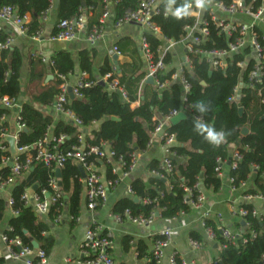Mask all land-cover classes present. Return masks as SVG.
Segmentation results:
<instances>
[{"label": "built area", "instance_id": "built-area-1", "mask_svg": "<svg viewBox=\"0 0 264 264\" xmlns=\"http://www.w3.org/2000/svg\"><path fill=\"white\" fill-rule=\"evenodd\" d=\"M54 1L49 0L48 8L40 16V28L32 36H29L30 15L21 16L11 6L1 7L0 22L12 26L16 36H7L4 41L0 42V53L11 51L18 38H27L35 43L46 41L50 44L82 39L84 42L93 45L106 37L107 27H110L112 31L129 25L138 27L140 29L139 52L145 65V76L141 85L147 77H151L153 87L158 92L166 88L172 81L178 82L182 89L181 106L168 115H158L153 118L154 125L153 129L149 131L145 151L158 144L163 152V157L157 161L156 168L149 172L150 177L166 180L176 171V161L180 160L174 150L177 145L175 135L168 132L171 118L183 113L194 123L199 118V122L204 124L202 117L193 114L191 111V105L187 101L190 86L181 72L183 68H191L192 57H199L204 60L210 70L222 71L231 65L238 70L239 79L231 96L227 99V103L242 108L239 106L240 91L241 88H247L255 92L259 104L264 105V0H207L203 8L197 7L196 0H175L177 3L190 5L188 14L182 15V17L193 19L191 25L183 28L184 37L179 42L165 38L152 21L154 16L168 17L173 15L176 11L175 3L169 5L168 0H139L135 9L125 10L118 18L115 17L114 5L119 0H98L99 14L93 24L90 25V20L93 19L95 8L92 6L84 7L77 17L59 21L55 25L56 32L44 38L43 26L54 10ZM212 34L216 38L222 37L225 45L207 47V42L212 38ZM147 36L157 37L161 41V45L157 49V56L152 52ZM178 44L185 51L182 62L176 68V72L171 76L170 81L160 82L159 75L171 68V62H165V58ZM111 54H116L118 57L121 55L117 45H113ZM235 56L239 58L235 59ZM38 57L41 63L46 64L50 69L53 68L54 63L51 58H46L41 51H39ZM112 70L115 72L116 68L113 67ZM9 75L6 72L4 77L7 78ZM55 75L60 84L53 110L77 128L75 143L66 151L59 150V145L63 144L67 137L65 135L53 136L49 127L38 142L31 146H18L20 134L26 131L25 124L21 122L20 117L21 105L15 98L7 96L0 98V109L3 111L0 115V197L6 199L9 216L17 215V211L11 208L13 205L11 188L19 183L35 164H40L49 169L54 175H49L45 188L40 190L36 186V189L34 187L25 188L20 196V201L24 207L31 209L38 219L45 220L52 207L57 204L60 207L63 206L65 196L61 186L58 185L59 179L56 177L55 171L60 170L67 161L80 164L84 170L85 178L80 176L78 181L85 188L86 209L93 212L106 207L108 193L120 185L123 179L128 178L137 166L139 154L145 152H131L128 155V166L124 171L122 158L118 157L115 160V153L107 142H101L99 145L88 143L81 122L71 112L64 110L63 106L69 100L68 87H71L76 98L80 97L78 92L80 89L98 84V80L89 81V76L85 72L79 73L74 82H70L73 73L66 75L55 73ZM52 77L54 78V75ZM99 79L106 84L108 90L117 91L126 100V93L117 79H111L110 74ZM138 95H140V87ZM14 110L16 113L11 123L12 129H10L9 114ZM9 137L14 140V155L10 153V146L7 142ZM91 157L92 161L90 160ZM241 159L240 151L234 147L230 149L228 159L216 158L215 167L216 177L221 181L219 190L226 184L230 192L238 194L236 198L228 201L227 206L229 215L244 223L239 227L225 226L222 223V214L214 213L205 206L206 195L201 180L196 181L191 187H183L185 192L183 203L191 211L200 213V226L210 242L215 243L216 235L212 227L207 225V221L214 222L213 219H215L221 224L218 230L223 243L219 245L215 243L219 249L236 247L239 243L246 244L249 240L255 239L257 233L249 229L248 218H254L259 222L264 220V190L256 189L254 184V175L258 171V166L251 165V172L247 180L241 181L237 185L234 183V179L228 175L230 171L236 169ZM10 161L11 167H9ZM93 161H100L112 166L114 163L117 164L118 168L113 167L111 172L116 178L103 180L97 170V165ZM4 168H8V172H2L1 170ZM260 177L264 180V172L261 173ZM168 190H171L170 186H168ZM125 194L126 197L134 199V192L129 182L125 184ZM160 195L162 196L161 193ZM144 203L150 204L151 201L145 200ZM156 214L158 213H151L148 217H132L130 212L125 210L122 216L113 215L109 212L108 217L117 225L126 222L148 229L156 218ZM184 215L186 214L180 213L178 217ZM61 216L62 214L58 215L54 222H59ZM6 229L8 230L5 227L0 233V244L5 251V254H2L0 250V258L22 264H48V256L43 250L39 247L34 249L31 246H24L18 238H7L4 234ZM113 239V232L109 228L92 219L85 229L76 256L65 258L63 264H114L109 251ZM170 244L171 231L168 229L161 232L159 236H153L149 252L152 254L155 264H164L165 251ZM189 246L193 251H197L201 249L202 243L190 238ZM134 255L137 258L136 251ZM177 256H179L178 253L172 251L166 264H174ZM181 263L194 264L193 261L182 258ZM258 264H264V255Z\"/></svg>", "mask_w": 264, "mask_h": 264}, {"label": "trees", "instance_id": "trees-1", "mask_svg": "<svg viewBox=\"0 0 264 264\" xmlns=\"http://www.w3.org/2000/svg\"><path fill=\"white\" fill-rule=\"evenodd\" d=\"M58 6L54 9L55 23L51 34L56 32L55 25L61 20L75 18L82 10L81 0H58ZM139 0H119L114 5L115 17L118 18L127 9H135ZM85 7L95 8L93 24L99 14L98 0H83ZM49 0H0V8L3 6L14 7L21 16L30 15L29 36H32L40 28V16L48 8ZM175 9L185 6L184 3L174 4ZM152 21L160 29L162 35L179 42L184 37L183 28L193 23L189 17H177L171 15L163 17L154 16ZM6 35L0 32V42L4 41ZM151 50L157 56V49L161 41L157 37L147 36ZM215 42V43H214ZM214 43V45H213ZM224 39L212 38L207 42V47L224 46ZM119 48V47H118ZM120 52L121 49L119 48ZM133 53L137 55L134 48ZM94 50H83L78 54L79 69L89 76V81L95 82L92 75ZM238 59V56L234 57ZM23 54L14 48L11 51L0 53V98L7 96L17 99L22 93L21 69L23 66ZM51 69L54 78L47 83L41 82V89L29 95V100L21 105V122L25 124L26 131L19 137L18 146H31L41 140L49 127L51 134L55 137L65 135L67 139L59 145V150L66 151L75 143L77 128L67 121L62 115L54 118L53 114L44 112L45 108H52L59 93L60 81L55 73L66 75L74 72V62L71 55L66 51L53 53ZM171 58L166 56L165 62L170 63ZM29 72L30 83L41 80V74L36 72L34 63L30 62ZM10 75L5 78V73ZM176 72V68H168L159 75L160 82L170 81L171 76ZM182 74L190 86L187 101L191 105V111L197 116H201L206 126L214 128L216 131L224 133V139L218 144L208 142L204 137L195 131V124L187 119L179 122L175 126H169L168 132L175 135L177 142L174 148L176 154L183 160L176 161V171L168 176L166 180L149 177L146 183L136 178L130 182L134 192L133 199L125 197L116 201L109 212L113 215L122 216L128 210L132 217H148L151 213L157 212L161 219L171 220L178 217L180 213L189 214L190 208L183 203L185 192L183 187H191L198 180H201L205 190L213 193L218 192L221 181L216 177V158L228 159L231 147H236L242 156L235 170L228 175L234 179L237 185L241 181L247 180L251 165H257L258 171L254 175L256 189L264 190V180L260 177L264 172V105H260L256 93L241 88L239 106L243 113L238 114L235 104L227 103L233 88L238 82L239 72L233 66L225 70H210L208 64L199 57L191 58V68L182 69ZM211 72V74H209ZM106 74L111 75V79H117L126 93L124 100L117 91H110L107 88L95 84L88 88H82L78 92L80 97L68 100L63 109L71 112L80 122L83 129L98 123L97 128L92 130L91 138L85 135L86 141L92 145H99L107 142L115 153V160L121 157L124 162L123 170L128 166V155L133 151L143 152L149 139V131L153 129V118L158 114L168 115L171 111L178 109L182 103V89L178 82L172 81L166 88L158 92L154 87L144 86L145 92L138 95V88L144 73L140 71V66L134 62L120 65V74L112 70L111 60L106 57L98 71L100 78ZM110 80V79H109ZM205 83V86L201 85ZM143 96L141 100L140 97ZM139 101V106L131 108L134 102ZM197 101H204L210 104V110L200 113L195 108ZM41 107V109L39 108ZM3 111L0 109V115ZM116 117L119 122L110 120ZM247 127L249 133L246 136L240 134L241 129ZM93 160L92 157L90 159ZM98 165V161H93ZM109 179L116 178L111 174L113 166L105 164ZM157 161L151 162L147 166V171L155 169ZM8 172V168L1 170ZM49 175H54L49 169L40 164H35L28 174L11 188V198L13 200L12 209L17 211V215L9 216L6 199L0 197V222L8 218L7 228L4 234L9 239L18 238L24 246H31V240L38 244L48 256L53 247V239L48 235L49 224L53 223L58 215L66 209L70 222L74 223L80 214V200L82 195V183L78 181L80 173L71 161H67L60 169L61 190L67 199L63 200V206L58 204L52 207L45 220L38 219L31 209L24 207L20 201V196L27 187H37L38 190L47 186ZM202 176V178H201ZM168 186L171 190H168ZM162 194V196L160 195ZM151 201L150 204L144 203ZM250 230L257 233L253 240L246 244L239 243L236 247H226L220 249L219 254L210 264H258L264 255V220L259 222L254 218H248ZM48 221V223L46 222ZM207 225L212 227L217 245L222 244L219 230L212 221H207ZM26 232V233H24ZM247 237V235H246ZM190 238L201 241L198 233H190ZM123 251L129 252L135 249L137 259L143 264H155L152 254L144 241H132L130 237L122 239ZM5 259L0 258V264H4ZM174 264H182L180 256L175 258Z\"/></svg>", "mask_w": 264, "mask_h": 264}, {"label": "crops", "instance_id": "crops-1", "mask_svg": "<svg viewBox=\"0 0 264 264\" xmlns=\"http://www.w3.org/2000/svg\"><path fill=\"white\" fill-rule=\"evenodd\" d=\"M55 23V13L52 11L49 15L48 21L44 24V38L48 37L51 32L53 25ZM0 32L7 36H16V32L12 26L0 22ZM139 41H140V29L136 26L129 25L124 26L117 31H112L110 27L106 29V37L90 45L84 42L82 39L73 40L70 42H57V43H47L42 41L40 43H35L30 41L27 38H18L14 45V48H17L24 57L23 66L21 69V83H22V93L17 98V102L22 105L24 102L29 100V95L31 93L26 92V85L29 82V72H30V62L34 63L36 72L41 74V80L35 81L34 83H47V79L52 76L51 69L46 65L40 62L38 57L39 51L46 58H51L53 53L57 51H66L71 55V58L74 62V72L73 76L70 79V82H74L75 78L81 73L78 63V54L83 50H94V59H93V70L92 75L97 80L98 71L101 67L104 59L108 57L111 60L112 68L115 67L112 61L111 49L113 45H117L121 49V55L118 57V65L120 74V65L126 63L134 62L136 65L140 66V71L145 73V65L141 58L139 52ZM13 48V49H14ZM136 49L137 55L133 53V49ZM185 54L184 49L179 44L174 46L170 52L171 58V67L177 68L182 62V58ZM117 71V70H116ZM100 78V77H99ZM144 79V78H143ZM142 79V80H143ZM141 80V83H142ZM49 81H52L49 79ZM140 83V85H141ZM40 85V87L42 86ZM145 82L139 86L140 95L145 92ZM150 86V85H146ZM151 85L150 87H152ZM38 88L40 90L41 88ZM139 89V88H138ZM37 90V91H38ZM35 93V92H33ZM143 99V96L140 97ZM139 106V101L134 102L131 108H136ZM41 109V107H39ZM44 112L47 114H53L54 118L58 117L59 114L55 113L52 108H45ZM16 111L14 110L9 114V124L12 123L13 117ZM158 116V114L156 115ZM99 124L95 123L91 127L83 129L88 130V133H84L91 138V132L97 128ZM12 129V124L10 126ZM234 147H231L233 149ZM163 157V152L158 146V144L153 145L151 148L146 150L143 153L139 154L137 166L133 172L128 176V178L123 179L121 184L118 185L114 190L108 193L107 205L104 209H97L93 212H90L86 209V198H85V188L82 184V195L80 200V214L74 223L70 222V218L67 215L66 209H64L61 220L59 222L48 223L49 224V233L48 235L53 239V247L48 254V264H63L65 258L69 256H76L78 246L83 240L85 229L89 222L94 219L97 222L103 224L105 227L109 228L114 235L113 244L110 248V253L113 258L114 264H143L142 260H138L135 255V249L131 248L129 252L125 253L123 251L122 239L124 237L132 238V241H144L148 246V250L151 246V241L154 235L159 236L161 232L165 230L171 231V244L165 251V257L163 263L166 264L169 254L172 251H176L180 258L187 261H193L194 264H210L213 259L218 255L219 247L210 242L200 226V213L198 211H191L189 214L184 216H179L176 219L166 220L161 219L158 215L150 225V227L143 228L132 225L130 223H123L122 225H117L113 222L112 219L108 217L109 209L111 206L118 200L125 198V184L130 183L132 180L139 178L145 183L150 177L149 172L147 171V166L154 161H159ZM183 164V160H180ZM97 170L103 180H108V174L106 166L103 162H98ZM114 168H118L117 164H113ZM112 174V173H111ZM120 177V176H119ZM206 195V204L207 208H210L214 213H221L223 216L222 223L225 226L230 228H236L241 225V221L231 217L228 213V201L237 197V193H232L227 189L226 184L223 185V188L216 193H213L210 190H205ZM65 199L67 197L65 196ZM258 205V204H257ZM259 206V205H258ZM8 218H5L0 222V233L7 227ZM40 219V218H39ZM41 220V219H40ZM217 227L221 224L213 219ZM198 233L201 236V249L193 251L189 246L190 233ZM0 250L2 254H5L3 246L0 244ZM4 264H22L19 262H13L11 260L5 259Z\"/></svg>", "mask_w": 264, "mask_h": 264}, {"label": "water", "instance_id": "water-1", "mask_svg": "<svg viewBox=\"0 0 264 264\" xmlns=\"http://www.w3.org/2000/svg\"><path fill=\"white\" fill-rule=\"evenodd\" d=\"M81 2H82L81 7L84 8V7H85V4H84L83 0H81ZM58 3H59L58 0H55V1H54V9L57 8ZM111 58H112L113 64H114V66H115L117 72H119L118 56H117L116 54H114V55H112ZM209 74H211V72H209ZM49 79H50V80H53V77L50 76ZM49 79H47V82L49 81ZM97 80H98V84H99L100 86H102V87H104V88H107L106 84H105L103 81H101V80L99 79V77L97 78ZM145 84H146V85H150V86L153 85L152 78H151V77H147V78L145 79ZM201 85H202V86H205V83H204V82H201ZM67 94H68V97H69L70 100H73V99L75 98L74 95H73V93H72V89H71V87H68V89H67ZM242 113H243V109H242V108H238V114L241 116ZM187 119H188V118H187V116H186L185 114H183V113H179V114L176 115L175 117L171 118V120H170V125H171V126H175V125H177L179 122L184 121V120H187ZM110 120H111V121H114V122H119V119L116 118V117H110ZM85 132L88 133L89 131H88V130H85L84 133H85ZM248 133H249V131H248V128H247V127H243V128L241 129L240 134H241L242 136H246ZM7 142L9 143V146H10V153H11V155H14V153H15V147H14V140H13V138L9 137V138L7 139ZM75 166L77 167V169H78V171H79V173H80V176H81L82 178H85L84 170L82 169V167L80 166V164L76 163ZM9 167H11V161L9 162ZM55 175H56V177H57L58 179H60V170H59V169H57V170L55 171ZM201 178H202V176H201ZM58 185L61 186V182H60V180H59V182H58ZM34 189H36V187H34ZM133 202H134V203H137L138 200H137L136 198H134V199H133ZM155 216L158 217V214H156ZM241 224L243 225L244 223L242 222ZM24 233H26V232H24ZM31 247L34 248V249H37V248H38V244H37L35 241L31 240Z\"/></svg>", "mask_w": 264, "mask_h": 264}, {"label": "clouds", "instance_id": "clouds-1", "mask_svg": "<svg viewBox=\"0 0 264 264\" xmlns=\"http://www.w3.org/2000/svg\"><path fill=\"white\" fill-rule=\"evenodd\" d=\"M169 5L175 3V0H168ZM207 0H196L197 7L203 8ZM190 5L185 4L182 8L176 9V11L173 13V15L180 17L182 15L188 14V8ZM195 108L200 113H205L210 110V104H205L204 101H197L195 104ZM195 131H197L200 134H205V139L212 143L218 145L223 139H224V133L221 131H216L212 127H208L205 124L199 122V118H197V122L195 124Z\"/></svg>", "mask_w": 264, "mask_h": 264}, {"label": "rangeland", "instance_id": "rangeland-1", "mask_svg": "<svg viewBox=\"0 0 264 264\" xmlns=\"http://www.w3.org/2000/svg\"><path fill=\"white\" fill-rule=\"evenodd\" d=\"M41 83H27L25 89H26V92L28 93H33V92H37L38 88L40 87ZM220 252V249L218 250V254Z\"/></svg>", "mask_w": 264, "mask_h": 264}]
</instances>
